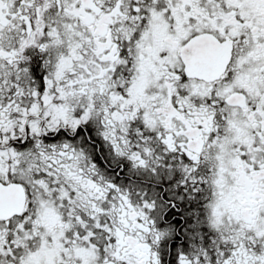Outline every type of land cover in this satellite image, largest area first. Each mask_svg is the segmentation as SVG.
<instances>
[{
    "label": "snow or ice",
    "instance_id": "1",
    "mask_svg": "<svg viewBox=\"0 0 264 264\" xmlns=\"http://www.w3.org/2000/svg\"><path fill=\"white\" fill-rule=\"evenodd\" d=\"M0 264H264V0H0Z\"/></svg>",
    "mask_w": 264,
    "mask_h": 264
}]
</instances>
